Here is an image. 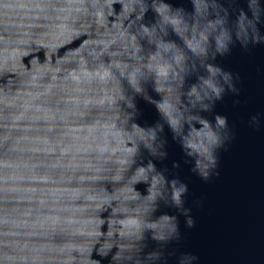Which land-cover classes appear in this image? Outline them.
<instances>
[{"label": "water", "instance_id": "1", "mask_svg": "<svg viewBox=\"0 0 264 264\" xmlns=\"http://www.w3.org/2000/svg\"><path fill=\"white\" fill-rule=\"evenodd\" d=\"M0 264H264V0H0Z\"/></svg>", "mask_w": 264, "mask_h": 264}]
</instances>
